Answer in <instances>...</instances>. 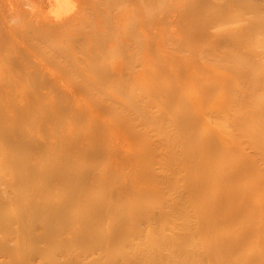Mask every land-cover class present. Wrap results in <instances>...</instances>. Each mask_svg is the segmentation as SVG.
I'll return each instance as SVG.
<instances>
[{
	"label": "rangeland",
	"instance_id": "obj_1",
	"mask_svg": "<svg viewBox=\"0 0 264 264\" xmlns=\"http://www.w3.org/2000/svg\"><path fill=\"white\" fill-rule=\"evenodd\" d=\"M261 47L264 0H0V264H264Z\"/></svg>",
	"mask_w": 264,
	"mask_h": 264
},
{
	"label": "bare ground",
	"instance_id": "obj_2",
	"mask_svg": "<svg viewBox=\"0 0 264 264\" xmlns=\"http://www.w3.org/2000/svg\"><path fill=\"white\" fill-rule=\"evenodd\" d=\"M158 1H159V0H158ZM244 1H246V0H244ZM171 2H172V1H171ZM219 2H220V1H219ZM172 3H173V2H172ZM176 4H177V3H176ZM135 5H136V4H135ZM144 5H145V4H144ZM251 5H252V4H251ZM251 5H250V7H251ZM159 8H160V7H159ZM236 8H237V7H236ZM254 8H255V7H254ZM205 9H206V8H205ZM255 9H256V8H255ZM205 11H206V10H205ZM207 11H208V10H207ZM249 11H250V10H249ZM138 12H139V11H138ZM134 13H136V12H134ZM132 18H133V17H132ZM132 18H131V19H132ZM134 19H136V18H134ZM134 19H133V20H134ZM133 20H132V22H134ZM201 20H202V19H201ZM129 22L132 23L131 20H130ZM260 22H261V21H260ZM255 24H256V23H255ZM255 24H254V25H255ZM133 26H134V25H133ZM260 26H261V25H260ZM260 26H259V27H260ZM129 28H130V27H129ZM129 28H128V29H129ZM131 28H133V27H131ZM256 28H257V27H256ZM244 30H245V29H244ZM129 31H130V30H129ZM134 31H135V30H134ZM240 31H241V30H240ZM228 32H229V31H228ZM231 32H232V31H231ZM229 33H230V32H229ZM127 34H128V32L126 33V36H127ZM129 34H130V33H129ZM137 34H138V33H137ZM231 34H232V33H231ZM245 34H247V33H245ZM133 35H134V34H133ZM139 36H140V35H139ZM216 36H217V35H216ZM228 36H229V35H228ZM242 36H243V35H242ZM231 37H232V36H231ZM243 37H244V36H243ZM127 38H129V37H127ZM130 38H132V37L130 36ZM133 38H134V37H133ZM150 38H151V37H150ZM217 38H218V37H217ZM219 38H220V37H219ZM236 38H237V37H236ZM245 38H246V36H245ZM134 39H135V38H134ZM152 40H153V39H152ZM241 40H242V39H241ZM133 41H134V40H133ZM135 41H138V40H137V37H136ZM126 43H127V42H126ZM151 43H152V42H151ZM218 43H219V42H218ZM223 43H224V42H223ZM127 44H128V43H127ZM127 44H126V45H127ZM138 44H139V43H138ZM217 46H218V45H217ZM213 48H214V47H213ZM261 48H262V47H261ZM263 48H264V47H263ZM263 48H262V49H263ZM149 50H150V49H149ZM242 50H243V49H242ZM237 51H238V50H237ZM261 51H264V50H261ZM131 52H132V51H131ZM248 53H249V52H248ZM261 53H263V52H261ZM246 54H247V53H246ZM260 55H261V54H260ZM263 57H264V56H263ZM261 59H262V58H261ZM243 60H246V59H243ZM248 61H249V60H247V62H248ZM249 63H250V62H249ZM247 64H248V63H247ZM252 64H253V63H252ZM242 65H243V63H242ZM248 65H250V64H248ZM244 67L246 68V66H244ZM244 67H243V68H244ZM120 68H121V67H120ZM241 69H242V68H241ZM252 69H253V68H252ZM247 70H248V69H247ZM250 70H251V67H250ZM250 70H249V71H250ZM253 72H254V71H253ZM253 72H251V73H253ZM244 73H245V72H244ZM251 73L249 72V75H251ZM254 73H256V72H254ZM263 74H264V73H263ZM105 75H106V74H105ZM253 75H254V74H253ZM256 76H257V75H256ZM105 77H106V76H105ZM263 77H264V76H263ZM242 78H243V77H242ZM256 78H257V77H256ZM256 78H254V80H255ZM252 79H253V78H252ZM252 79H251V80H252ZM262 79H263V78H262ZM103 80H104V79H103ZM255 81H256V80H255ZM255 81H254V83H256ZM248 82H249V81H248ZM261 82H262V81H261ZM225 83H226V82H225ZM262 83H263V82H262ZM252 85H253V84H252ZM259 85H260V84H259ZM253 86H254V85H253ZM262 86H263V85H262ZM250 87H252V86H250ZM250 87H247V88L250 90ZM254 87H255V86H254ZM256 87H257V86H256ZM259 87H261V86H259ZM248 89H247V90H248ZM254 91H255V90H254ZM244 93H246V92H244ZM251 93H252V95H253V91H252ZM239 96H240V95H239ZM254 96H255V95H254ZM202 97H203V96H202ZM246 97H247V96H246ZM249 97H250V99L252 98L250 94H249ZM235 99H236V98H235ZM252 99H254V98H252ZM255 100H256V98H255ZM247 101H248V100H247ZM253 101H254V100H253ZM256 101H257V100H256ZM249 102H252V101L249 100ZM254 102H255V101H254ZM260 102H262V101H260ZM223 103H224V102H223ZM252 103H253V102H252ZM252 103H251V104H252ZM256 103H258V102H256ZM256 103H255V104H256ZM248 104H250V103H248ZM261 104H262V103H261ZM252 105L254 106V104H252ZM248 106H249V105H248ZM255 106H256L255 108H257V107L260 108V107H261L260 109H257V111L262 109L261 111L263 112V110H264V102H263V108H262V105H261V106H260V105L258 106V104H256ZM224 107H225V106H224ZM250 107H251V106H250ZM219 108H220V107H219ZM246 110H247V109H246ZM224 111H225V110H224ZM224 111H223V112H224ZM248 111H249V110H248ZM211 112H212V110H211ZM258 112H259V111H258ZM258 112H257V113H258ZM262 112H261V113H262ZM205 114H206V113H205ZM208 114H209V112H208ZM210 114H211V113H210ZM203 115H204V113H203ZM244 115H245V117L248 116L247 114H244ZM249 115H250V112H249ZM250 116H251V115H250ZM250 116H249V119H250ZM257 116H258V115H257ZM239 117H240V116H239ZM239 117H238V118H239ZM259 117L262 118V117H263V114H262V117H261V114L259 113L258 118H259ZM208 118H209V116H208ZM213 118H214V117H213ZM238 118H237V119H238ZM241 118H242V117H241ZM216 119H217V117H216ZM243 119H244V118H243ZM213 120H215V119H213ZM240 120H241V119H239V121H240ZM257 120H258V119H257ZM235 121H236V120H235ZM241 121H242V120H241ZM241 121H240V122H241ZM225 124H226V123H225ZM235 125H236V124H235ZM224 126L226 127V125H224ZM227 126H228V125H227ZM209 137H210V136H209ZM210 140H211V139H210ZM263 141H264V140H263ZM260 144H261V145L263 144L262 146H264V143H260ZM262 146H261V148L263 149ZM219 149H220V148H219ZM263 151H264V150H263ZM241 168H242V167H241ZM237 169H238V168H237ZM237 169H236V170H237ZM236 170H235V171H236ZM246 170H248V169H246ZM236 173H237V171H236ZM240 174H241V173H240ZM233 175H234V174H233ZM263 175H264V174H263ZM235 176H236V174H235ZM247 176H248V175H247ZM248 177H249V176H248ZM245 179H246V178H245ZM249 180H250V179H249ZM249 180H248V181H249ZM260 183H261V182H260ZM247 198H248V197H247ZM211 209H212V208H211ZM213 211H214V209H213ZM199 219H200V218H199ZM209 228H210V227H209ZM209 228H208V229H209ZM246 231H247V230H246ZM208 232H209V231H208ZM212 232H213V231H212ZM252 232H253V231H252ZM213 233H214V232H213ZM247 233H248V232H247ZM249 234H250V233H249ZM249 234H247V236H250L249 239H247L248 237L246 236L245 240L247 239V240H249L248 242H253L252 234H251V235H249ZM211 235H212V234H211ZM217 235H219V234H216V236H217ZM214 236H215V235H214ZM217 237H218V236H217ZM215 240H216V239H215ZM233 241H234V240H233ZM217 246H218V245H217ZM6 255H7V254H6ZM9 256H10V255H9Z\"/></svg>",
	"mask_w": 264,
	"mask_h": 264
}]
</instances>
